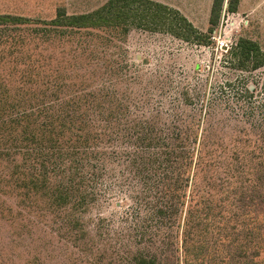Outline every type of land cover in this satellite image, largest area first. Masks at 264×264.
<instances>
[{
    "label": "rangeland",
    "instance_id": "1",
    "mask_svg": "<svg viewBox=\"0 0 264 264\" xmlns=\"http://www.w3.org/2000/svg\"><path fill=\"white\" fill-rule=\"evenodd\" d=\"M106 1L0 0V17L8 19L0 21V264H119L141 246L158 245L174 233L180 213L159 209L165 203L163 166L154 158L161 157L170 138L188 131L199 136L213 131L219 135L218 149L253 148L252 158L263 161L261 171L256 165L248 172L246 162L234 160L230 173L226 166L221 169L224 189L207 185L206 190L217 189L219 198L229 199L228 207L263 221L264 56L244 58L238 42L252 39L264 51V4L244 18L228 13L213 28L194 22L198 29L192 33L144 0H114L106 15L113 17L110 21L50 23L90 13ZM60 8L67 15L58 17ZM85 93L106 101L107 111L79 105ZM51 102L66 103L67 113L74 115L68 127L83 120L93 138L84 145L62 140L66 149L48 163L44 187L29 167L41 170L37 149L51 141L33 143L21 132L12 137V131L6 141L12 123L4 120L7 112ZM110 112L113 122L108 123ZM34 118L30 130L39 133L37 125L46 115ZM144 131L151 139L138 136ZM72 145L79 153L67 154ZM79 172L88 175L77 192V199L87 193L85 202L57 201L59 189L79 182ZM217 212L212 211L213 228L221 229ZM80 228L86 238H77ZM217 233L210 234L212 242ZM231 243H213L224 261L225 251L234 249Z\"/></svg>",
    "mask_w": 264,
    "mask_h": 264
},
{
    "label": "trees",
    "instance_id": "2",
    "mask_svg": "<svg viewBox=\"0 0 264 264\" xmlns=\"http://www.w3.org/2000/svg\"><path fill=\"white\" fill-rule=\"evenodd\" d=\"M144 1L149 3V5L155 6V12L157 14L162 11L165 12L166 16H163L164 19H169V16H171V20L174 22L177 21L178 26L186 29L187 32H197V28L177 9L159 1ZM225 1H213L209 20L210 28H213L220 22ZM238 1L227 0V10L235 11ZM113 5L114 0H107L104 5L95 11L78 15H67L66 9L60 8L58 17L67 15L68 18L66 17L63 22L59 19H54L50 23L85 26L101 21H110L113 17L106 19V15ZM3 20L6 21L8 19L6 16L0 17V21ZM12 20L21 21V19L16 18ZM81 21L83 22L78 23ZM84 21H88V23ZM170 31L177 36L181 35V32H176L175 27H171ZM188 38L184 37L185 40H189ZM238 45L242 48L241 55L244 58H249L251 55L256 58L259 55L264 56V51L252 39L241 37ZM20 55L24 56L23 54ZM26 57L30 58L29 55H26ZM85 95L86 99L79 101V105L85 104L91 108L95 104L97 110L105 112L106 104H108L106 101L95 99L94 94H92V97L87 96L90 93H85ZM67 108L66 103L56 104L51 102L48 104L43 103V105L37 103L36 106L32 105L31 110L22 111L19 114L12 115L10 112H7V119L4 120V124L12 123V126H16L14 128H17V131H13L14 128L12 126L8 128L10 138L6 141H11L12 137H15L19 132L25 134L23 137L24 140L33 143L38 139L40 141L44 139L51 141L49 145H39L40 149H37L39 158L35 163L41 166V170L37 169V165H31L29 167L30 176L36 182L42 181L44 187L51 173V170L48 171V163L52 157L57 156L62 153V150L66 149L61 146V141L63 140L69 143V140H80L82 141V145H84L93 138V135L87 130L88 125L83 120L79 121L78 126L71 125L68 127V120H72L74 115L67 113ZM35 114L46 115V118L37 125V128L39 126V133L35 129L34 131L30 130L32 118H34ZM112 117L113 112H110V116L105 120L111 123L113 122ZM5 127H8V125H5ZM11 131L15 133L12 137ZM184 135L185 137L179 134L177 137L168 138L169 140L166 142V145L162 147L161 157L155 156L154 158L156 163L160 162L163 166L162 176L160 178L164 185L165 203L159 209L161 211H163L162 209H172L171 214L174 216L178 212L180 213L178 220L176 217L174 218L177 220L176 230L174 233L169 232L164 238L159 239L158 245L153 243L151 248L144 245L132 251V253L128 254L129 256L126 255L128 256L127 258L126 256L122 257L119 260V264H168L170 261L173 262L172 264H222V262L228 264L229 260H231V264H264V227L262 228V224H260L264 222V215L262 221L257 215L251 217L250 214L252 213L249 214L245 211L239 213L232 209V205L228 207V198H219L217 189L213 191L206 190L207 185L219 186L218 189H224L223 182H221L224 179L219 175L222 173L221 169L224 166L228 168V173L232 171V167H230L232 161L246 162L249 165L247 168L248 172L254 171L256 165H258V170L256 171L259 172L261 171L259 167L263 163L262 159L257 161L252 158V154L256 156L255 152L252 151L253 148L249 149L246 147L248 150L237 148L233 149V151H230L229 148L227 150L225 148H219L221 149L219 150V144L215 143V139L219 135L213 131L203 132L201 136H199V132L191 135V132L188 131ZM138 136L142 137V139H151V134H148L146 131L140 132ZM172 140L174 141L172 142ZM70 148L73 151L67 152V154L79 153L75 145H72ZM219 151H222L223 154L220 155ZM87 176L86 173L79 172V182L71 184L69 188L59 189L56 200L71 199L75 200L74 203L82 205L85 202L87 193L82 194L81 199H77V192L81 191V188L85 185L84 182L88 179ZM231 177L233 178V175ZM217 180L220 181L218 185L216 183ZM201 192L205 194H201ZM183 209L184 215L182 214ZM214 209H218L215 217H220V221H218L219 225L224 226L220 227L221 229L213 228L217 225L212 214ZM227 210L229 211L228 215L224 213ZM225 217L228 220H225ZM230 221H235V223L228 226ZM230 228L233 230L230 231ZM74 230H76V227ZM215 230L217 232L220 231V233L215 234L216 241L212 242L210 234L212 232L214 233ZM78 231L80 233L76 234L78 239L88 236L83 228H80ZM227 240L229 242L232 241L231 244H233L234 249L233 251H225L224 258L227 260L224 261L225 259H222L223 255L220 254V248L213 249V243L224 244ZM215 254L216 256L218 254L220 259H213Z\"/></svg>",
    "mask_w": 264,
    "mask_h": 264
},
{
    "label": "crops",
    "instance_id": "3",
    "mask_svg": "<svg viewBox=\"0 0 264 264\" xmlns=\"http://www.w3.org/2000/svg\"><path fill=\"white\" fill-rule=\"evenodd\" d=\"M166 4L172 8L177 9L183 16L186 17L195 27L194 22L206 21L209 22L211 8L214 0H156ZM264 4V0H239L235 11L227 10V0L225 1L224 8L221 12V17H225L228 13L235 15L245 16L254 14ZM210 26V25H209ZM197 28V27H196ZM198 29V28H197Z\"/></svg>",
    "mask_w": 264,
    "mask_h": 264
}]
</instances>
